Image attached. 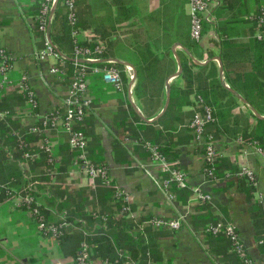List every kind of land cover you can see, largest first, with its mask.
<instances>
[{"label":"crops","instance_id":"0c3cea01","mask_svg":"<svg viewBox=\"0 0 264 264\" xmlns=\"http://www.w3.org/2000/svg\"><path fill=\"white\" fill-rule=\"evenodd\" d=\"M38 1L40 0H0V59L3 51L9 55L6 56L9 69L0 74V102L9 95L10 106L15 110L13 116L20 130L30 135L35 134L31 132L32 128L40 127L37 124L43 119L50 118L54 121L53 127L38 134L44 137L45 145L40 142L33 145L39 150L48 151L52 171L42 174L45 167L38 159L33 160L36 157L25 158L26 153L22 160L17 161L26 177H39L40 181L31 182L29 188L47 189L53 186L59 187L61 191L74 190L76 193L73 203L82 206L87 214L93 211L108 213L111 209V191L118 188L130 197L135 217L173 220L183 216L184 221L178 230L156 231L159 253L155 264H239L226 238L214 237L206 232L207 227L215 223L219 215L236 226L249 258L256 264H264V255L258 249L261 237L256 232L251 214L254 203L264 196V153L256 146V139L248 136V131L257 125L258 119H264V114L246 103L237 91L230 88L226 80L224 66L225 70L227 66V74L231 80H235L236 77L241 79L242 75L251 73L252 63L247 54L234 53L229 58L225 57L223 64V39L216 33L215 7L211 11L212 25L205 29L201 39L191 47L192 51L182 46V42L186 40L185 35L189 32L186 0H78L77 18L81 24L78 29L86 44H98L103 50L114 44L113 48H109L111 53L119 52V45L133 46L148 40L160 46L172 44L170 59L176 64V71L178 59L181 69L182 65L191 68L194 76L199 77V83L209 86L217 81L237 100V105L231 111L232 117L210 129L215 136L219 157L215 166L216 179L209 181L203 174L204 139L196 140L187 128L201 107L196 91L190 95L188 105L153 121L161 111L150 119L143 115L132 94L135 79L131 86L134 74L130 67L125 66L120 72V77L123 76L126 80L122 84V92H117L102 80L101 69H90L85 77V94L91 103L81 127L88 143L87 156L93 163L103 165L108 171L111 187H107L99 180L87 177L72 163L71 158L67 163L68 135L63 130L60 118L65 110L64 101L69 84L65 79L50 74V68L57 64L56 59L48 57L46 60H38L36 57L42 51L35 36L36 21L39 18L35 5ZM258 9L264 14V0H243L242 11L249 12L248 15H242L243 23H225V31L233 35L227 38L231 45L247 42L252 31L251 16ZM231 13L233 16L236 11ZM52 18L46 32L48 28L50 32ZM179 20L178 28L176 24ZM237 32L241 33L239 37L235 36ZM258 34L256 36L259 38ZM108 60L123 62L117 57ZM197 67L203 69L199 70ZM181 74L182 70L178 76L172 77V74L168 77L169 87L174 83L178 86L183 84L182 80L177 79ZM24 83L33 93L35 112L22 89ZM165 101L166 91L162 108ZM260 104L262 107L263 104ZM222 105L225 103L222 102ZM132 112L138 120L133 117ZM158 120L160 122L155 123ZM146 130H154L150 142L160 149L172 166L186 174L187 188L165 192L161 185L163 175L153 168L149 171L141 168L142 165H149V155L137 140L144 138ZM18 132L19 129L14 133L18 135ZM231 132L238 134L231 135ZM10 160L14 161L11 155ZM64 162L67 165L62 174L57 168ZM36 168H40V171L36 172ZM243 169L252 171L256 176V185L250 195L238 185L239 174ZM195 190L209 194L214 208L198 201ZM39 196L38 204L45 205L49 212L48 221L64 223L62 243L40 234L38 223L30 212L20 208L21 198L2 200L0 264H75L74 255L80 246L77 243L80 235L96 234V226L91 227V232H88L86 227L78 223L79 220L66 222L65 210L58 212L56 207L49 208L46 198L50 195L47 192L41 190ZM61 202L62 198H57L56 205L62 204ZM124 264H129V261Z\"/></svg>","mask_w":264,"mask_h":264},{"label":"trees","instance_id":"16d2710c","mask_svg":"<svg viewBox=\"0 0 264 264\" xmlns=\"http://www.w3.org/2000/svg\"><path fill=\"white\" fill-rule=\"evenodd\" d=\"M218 2L219 4L214 8V13L217 20L215 24L216 33L219 38L223 39V64L225 57L229 58V56L234 53H237L238 55L247 54L252 63L251 73L242 75L241 79L236 77L237 79L235 80H231L227 74V66L226 70L224 66L226 80L228 81L230 88L237 91L246 103L260 114H264V14L260 9L253 12L250 20L252 31L250 32L247 42L231 45L232 43L227 41V38L229 39V37H232L233 35L225 31V25H227L225 23L233 22L236 23V25H239L243 23L242 15H248L249 12L242 11L243 0H218ZM77 3L78 0H75L74 12L76 18L78 17ZM46 5L49 6L46 0H40L35 5L39 17L36 21L35 36L40 42L39 46L41 50L44 49L45 31L41 30L40 27L43 20L47 21L50 13V11L43 13ZM234 10L236 11V14L232 16L231 12ZM67 15L68 10L64 4V0H58L51 21L49 34L55 50L59 51L63 56V58L60 56L57 57V64L54 67L65 72L66 83L70 85L77 74L76 67L74 66V44L71 33L73 29H78L81 24H79L80 21L79 18H77L76 25L72 27L69 24ZM223 18L227 20H223ZM176 25L178 28L180 27V20L177 21ZM211 25V23L206 24L203 32ZM257 33H259V38L256 36ZM240 35L241 33L237 32L235 36L239 37ZM185 39L186 40L182 42V46L192 50L191 47H194L196 42L191 40L189 32L185 35ZM148 41L133 46L119 45L118 48L120 51L112 53L109 51V48H113L114 44L108 45L104 48L101 54L96 56V58L109 59L111 57H117L133 68L135 72V83L132 89V94L143 115L147 119H150L155 117L162 110L166 91V81L170 75L176 72V64L172 58L170 59L172 56V44L160 46L156 43H150V40ZM83 46L91 49L95 47V45L92 44H83ZM52 50L55 52L54 49ZM225 51L226 53H224ZM2 55L9 56L5 51L2 52ZM0 61L2 62L3 59H0ZM7 61L9 63V60ZM84 65L87 67L86 73L92 68H114L119 73L125 69L124 65L109 62L93 64L84 63ZM197 68L199 70L203 69V67ZM194 75L195 73H192L191 68L182 65V74L177 77V79L182 80L183 84L181 86H178L177 83L171 84L170 102L163 116L175 109L188 105L190 95L193 94V91H196V95L199 96L201 104V107L196 113L203 114L205 108L210 111L211 121L205 128V134L211 135L215 138L214 133L210 129L216 128L217 124H223L226 120L228 121V119L232 117L231 111L237 105V100L228 89L217 81L212 82L209 86L202 85L199 83V77ZM120 79L121 83L124 85L126 82L125 78L121 76ZM193 87L195 90H193ZM10 101L11 98L8 95L0 102V201L14 197H18L19 199H31L30 203H20V208L24 211L30 212L37 223L42 219L46 226L50 225L57 228L60 226L61 229L56 238V242L61 244L64 239V223H52L51 221H48L47 217L49 212H47L45 205L38 204L40 198L39 193L41 190L47 192L48 195H50L46 198L48 202L47 206H50L49 208L56 207L58 212L65 210L66 222L67 220H79L78 223L81 226L86 227L88 232H91V227L94 228V226H96L97 231H94L96 233L94 236L80 235L79 240H77L79 245H81L80 243H82V241L87 244L88 253L92 260L99 258L100 260H107L111 264H124L126 261H129V264H155L158 261L157 254L159 253L157 246L158 235L151 227L143 225L147 220L152 218H140L135 216L133 218H127L125 216L117 218L116 214L119 212V204L113 198V191H111V197H109L111 209L109 208L110 211L108 213H97L96 211H93L87 214V212L82 209V206L73 203L75 199L74 194L76 193L74 190L71 192L68 190L61 191L59 187L53 186H50L47 189L36 187L34 190L33 188H29L31 182L40 181L39 177H26L25 171L19 168L17 161L22 160V156L25 153L32 158L36 157L33 160L36 161L38 159L40 164L45 167L41 171L42 174H45L46 172L52 171L53 168H50L52 160L47 150H39L36 146H33L38 142H40L41 145H45L44 137H41L38 134L30 135L23 130H20V126L17 124L13 116L15 110L14 108H11ZM222 102H224L225 105H222ZM260 103L263 104L262 107ZM35 107L33 112L36 111ZM5 112H7L6 115ZM1 114L4 115L1 116ZM132 115L138 120V117H136L133 112ZM159 122L160 121L158 120L155 123ZM82 124L83 120L78 122L75 128L84 134L81 127ZM37 126H40V124H37ZM17 129H19L18 135L14 133ZM248 132V136L256 139V146L264 153V119H258L257 125L251 128ZM153 133L154 130H146L144 133V139L150 142L151 134ZM237 134L238 133L236 132H231V135L237 136ZM67 151V155H69L67 163L70 158L72 163H75V153L69 148V146ZM8 152H10L9 154L14 161L10 160ZM67 163H62L57 170L64 174ZM91 163L93 162L91 161ZM39 171L40 168H36V172ZM100 182L102 183V181ZM238 182L239 188L250 195L254 186H249L245 179L241 177H239ZM170 189L173 190L178 188L172 186ZM80 192L83 191L81 190ZM57 198H62V204L56 205ZM202 203L208 204L206 202ZM34 211H37V214H33ZM251 214L256 232L258 233V236L261 237L259 241L262 240V243L258 245L259 253L264 255V196L261 200L254 203ZM102 217L105 218V220H103ZM84 223L85 225H83ZM141 226L142 228H140ZM49 235L50 233H47V236ZM80 249V246H78L74 258ZM126 254H128V258L126 257ZM233 255L235 260L239 262V264H242L234 253Z\"/></svg>","mask_w":264,"mask_h":264},{"label":"built area","instance_id":"2783aa9c","mask_svg":"<svg viewBox=\"0 0 264 264\" xmlns=\"http://www.w3.org/2000/svg\"><path fill=\"white\" fill-rule=\"evenodd\" d=\"M74 1L75 0H64V4L68 10V21L69 24L74 27L77 22V18L74 12ZM188 5V15H189V36L192 41L198 42L202 37V32L206 24H210L213 21L212 8L216 7L219 2L218 0H186ZM49 6H45L43 13L50 11L54 0H46ZM50 23L48 17L47 21L43 20L40 27L41 30L46 32V26ZM73 44H74V66L76 67L77 74L72 80L68 88V95L64 101L65 110L62 115L61 124L63 130L68 135V146L75 153V165L79 167L81 172H83L87 177L94 180H100L102 183L111 187V180L108 174L107 169L99 164H93L87 157V139L84 134L76 130L75 126L78 122L82 121L85 117V113L90 107V100L86 96V84L85 77L87 67L84 63H79V60L85 62H96L101 60L96 58L97 55L101 54L103 51L102 46L94 44V48H89L83 46L86 44L85 40L82 37V34L79 29H73L71 33ZM2 56L3 61L0 63V74L6 73L9 69L8 58ZM59 55L56 52H53L51 46L45 40L44 49L37 53L36 57L38 60H46L48 57H52L57 60ZM63 58V56H60ZM109 63H114L110 61ZM50 74L57 76L59 79H65L66 74L63 71L55 67L50 68ZM97 72V70L95 69ZM101 78L104 82L110 84L115 88L117 92H122L123 87L120 79V73L114 68H104L100 71ZM22 89L25 92L26 98L29 104L34 107L36 106L33 93L29 90L27 85L22 84ZM211 121V113L208 109L205 108L203 114L196 113L187 128L192 132L193 137L196 140L204 139L203 153H204V168L203 174L206 179L209 181H214L216 179V160L219 157V151L216 148V143L214 138L211 135L205 134V128ZM54 126V121L45 118L40 123V127L32 128L31 132L35 134L45 133L49 128ZM137 143L148 153L149 155V165H142L141 168L149 171L150 169H156L159 174L163 175L161 179V185L165 192H168L172 186L178 189H185L188 187V178L186 174L180 169L172 166L161 153L160 149L152 144L149 141H146L144 138H139ZM25 158H30L28 154L25 155ZM239 177L244 178L246 183L249 186L256 185V176L255 174L247 169H243ZM113 198L119 204V212L116 214L117 218L127 217L133 218L134 214L131 210V199L130 197L122 190L118 188H113ZM196 199L200 202H206L210 205L211 208H214L212 204V198L209 194L202 193L201 191L195 190ZM171 198V195H170ZM261 200V198H260ZM30 203L31 199H20V203ZM37 214V211L33 212ZM103 218V217H102ZM105 220V218H103ZM184 221V217L181 216L177 219H165V218H152L147 220L143 225L151 227L155 231H176L178 230ZM142 225V226H143ZM142 226L140 228H142ZM38 229L40 234L49 239L56 241V238L59 235L61 227L59 226H46L42 219L38 222ZM206 232L214 237L223 236L226 238L231 247V252L234 253L242 264H256L253 262L248 254L247 250L241 240V237L238 233L236 226L223 219L219 215L215 223L210 224ZM47 233H50L47 236ZM262 240L258 242L261 244ZM80 251L74 258L75 264H111L107 260H92L88 253V246L85 242L80 245Z\"/></svg>","mask_w":264,"mask_h":264},{"label":"water","instance_id":"95a60500","mask_svg":"<svg viewBox=\"0 0 264 264\" xmlns=\"http://www.w3.org/2000/svg\"><path fill=\"white\" fill-rule=\"evenodd\" d=\"M57 3H58V0H54V3H53L52 6H51L50 13H49V19H50V20H51V18H52V16H53L54 12H55V10H56ZM48 27H49V26H48ZM46 40H47L48 44L51 46V48L55 50V48H54V46H53V44H52V42H51V40H50L49 28L47 29V32H46ZM174 47H176V46H174ZM173 50H174V48H173ZM55 52H56L59 56H62V54H61L59 51L55 50ZM110 61H112V62H114V63H116V64H121V65H124V66L130 67V68L133 70V68H132L129 64H127V63H123V62H120V61H118V60L101 59V60L96 61V62H85V61L79 60L78 62H79V63H89V64H93V63H99V62H110ZM177 64H178V70L176 71V73L173 74L172 77H176V76H178V75L181 73V70H182V69H181V65H180V62H179L178 59H177ZM133 74H134V75H133V79H132V82H131V86H132V83L134 82V79H135V72H134V70H133ZM169 79H170V78H169ZM168 81H169V80H168ZM168 81H167V83H166V101H165V104H164V106H163L161 112H160V113H159V114L153 119V121L157 120L160 116H162V115L166 112V110H167V108H168V105H169V102H170V87H169V85H168ZM242 101H243V100H242ZM243 102H244V101H243ZM139 116H141V115H139Z\"/></svg>","mask_w":264,"mask_h":264}]
</instances>
